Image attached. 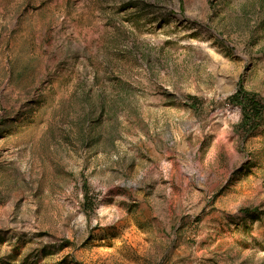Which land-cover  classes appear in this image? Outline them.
I'll return each mask as SVG.
<instances>
[{"label": "rangeland", "instance_id": "rangeland-1", "mask_svg": "<svg viewBox=\"0 0 264 264\" xmlns=\"http://www.w3.org/2000/svg\"><path fill=\"white\" fill-rule=\"evenodd\" d=\"M0 264H264V0H0Z\"/></svg>", "mask_w": 264, "mask_h": 264}, {"label": "trees", "instance_id": "trees-1", "mask_svg": "<svg viewBox=\"0 0 264 264\" xmlns=\"http://www.w3.org/2000/svg\"><path fill=\"white\" fill-rule=\"evenodd\" d=\"M231 100L240 105L242 111V123L255 129L261 118L262 106L255 97L244 91H237L231 96Z\"/></svg>", "mask_w": 264, "mask_h": 264}]
</instances>
